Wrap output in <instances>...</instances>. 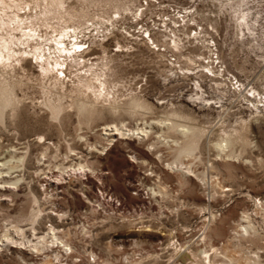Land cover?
I'll return each mask as SVG.
<instances>
[{"label": "rangeland", "instance_id": "obj_1", "mask_svg": "<svg viewBox=\"0 0 264 264\" xmlns=\"http://www.w3.org/2000/svg\"><path fill=\"white\" fill-rule=\"evenodd\" d=\"M141 1L66 0L79 18H92L77 37L92 48L87 58L100 61V42L111 58L109 81L123 103L116 112L98 106L93 116L67 109L51 118L40 104L48 84L31 56L6 76L21 102L0 119V264H202L210 245L231 264H264V0L197 3L196 19L211 24L223 65L211 76L185 71L199 48L176 50L158 34L157 50L139 40L133 19ZM247 9L252 25L243 36L235 17ZM130 96L142 100L141 111L127 104ZM222 138L230 157L218 149ZM51 226L71 254L52 246ZM32 227L50 236L42 251L29 245Z\"/></svg>", "mask_w": 264, "mask_h": 264}, {"label": "bare ground", "instance_id": "obj_2", "mask_svg": "<svg viewBox=\"0 0 264 264\" xmlns=\"http://www.w3.org/2000/svg\"><path fill=\"white\" fill-rule=\"evenodd\" d=\"M38 1L39 0H0V119L2 120L4 111L8 107L11 109L14 116L21 102V98L19 99L17 90L15 89V84L10 83L6 76L8 74L10 75V72L14 75L17 66L23 69V61L29 59L30 56L35 59L36 64L38 63L37 65L40 68L38 73L40 81H44V83L48 84V86L42 85V87H45L43 89H46L42 90L46 98L44 101L42 100L40 104L49 110V116L51 118L60 120V117L67 109H75L78 117L85 116V114L93 116L98 106L116 112L118 105L122 102H120L118 95L115 93L119 85L109 81L111 58L107 53L104 43L100 42L97 44L102 48V58L100 61H92L91 57L87 58L89 54L92 55V48L88 46L87 49H84V42L77 39L79 35H85L81 27L89 20L91 21L92 18H79L82 17L81 13L70 9L66 0ZM115 11L119 13L118 10ZM110 18L107 20L111 22ZM79 19L82 22L78 23L77 20ZM54 20L59 23H57L59 27L54 25ZM235 22L240 27V31L244 36V29L250 30L252 25L249 9L239 11L238 15L235 17ZM93 23L94 21L92 24ZM17 33H20L21 36H17ZM49 40L50 42H48ZM90 42L92 45L96 44L94 39ZM150 42L153 45H157L154 41ZM19 43L22 44V46L24 45L22 47L23 49L18 46ZM117 46L118 48L115 51H124L121 44L117 43ZM172 46L176 50L180 48V45L175 40L172 41ZM51 50H53L52 52H56V54H51ZM126 50L128 49H125V51ZM47 53L48 55H46ZM189 60L191 64L192 62L194 63L192 57H190ZM67 61H73V65L76 66V71L72 75L66 73L68 69L67 65H70ZM64 66L65 68H63ZM73 77L76 78V82H74L75 80ZM68 81H71L70 89L67 85ZM252 92L256 93V96L259 95L254 89H252ZM127 104L133 107L132 110L138 108V111H141L143 107L142 100L136 96H130ZM43 117L44 116H42V118ZM167 122L171 123V128L175 126L171 121ZM180 127L185 128L183 125L178 126V128ZM139 129H141L142 135L147 134L145 128H137V130ZM184 130L189 131L188 128L183 129V131ZM119 132L120 134H124L122 131ZM39 137L42 139L41 141L43 143L45 138L42 134H39ZM192 141L194 140L192 139ZM217 145L218 149L226 156H232V145L229 138H222ZM184 151L187 155L190 154V151L187 149ZM171 164H174L176 167L178 166L175 162ZM179 164L182 165V162H179ZM80 167H83V165H80ZM35 211L36 212L28 218L31 224L35 223V219L40 212L39 209H35ZM16 229L23 234L21 228L17 227ZM32 230L35 236V228L32 227ZM50 230L52 234V246L56 247L59 252L60 249H63L68 250L71 254L72 250L67 246L68 243L66 244L65 241L56 234L54 227L51 226ZM206 235L207 233L202 236V240L205 239ZM49 237V234L39 235L35 236V242H31V239H28V242L29 245L33 246V250L39 252L47 246L46 243ZM59 252L57 255L61 257L62 254ZM200 257L202 264H228L231 262L220 259L226 256L214 245H210L207 249H202L200 251ZM254 259H252L251 264L257 263V260ZM47 261L46 259V263H48Z\"/></svg>", "mask_w": 264, "mask_h": 264}, {"label": "built area", "instance_id": "obj_3", "mask_svg": "<svg viewBox=\"0 0 264 264\" xmlns=\"http://www.w3.org/2000/svg\"><path fill=\"white\" fill-rule=\"evenodd\" d=\"M201 0H187L181 3L180 0H142L133 20L135 21V33L142 41H155V36L169 37L175 40L181 48L197 49L201 52L191 56L194 63L189 65L185 71L199 72L212 75L214 70L222 71V66L218 54L215 40L209 31H212L211 24L203 25L196 17V5ZM152 7V12H145V9ZM149 11V9H148ZM210 29V30H209ZM102 31V30H101ZM157 50L158 45H153ZM188 45L187 47L185 45ZM189 47V48H188ZM162 50V48H160ZM170 64L179 66V59L170 54ZM239 82L232 77L230 86L232 89L239 87Z\"/></svg>", "mask_w": 264, "mask_h": 264}]
</instances>
